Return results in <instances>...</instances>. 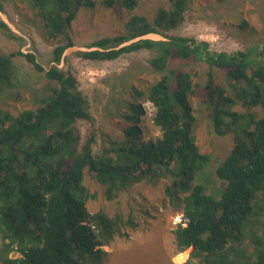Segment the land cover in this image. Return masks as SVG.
I'll return each instance as SVG.
<instances>
[{
	"label": "trees",
	"instance_id": "16d2710c",
	"mask_svg": "<svg viewBox=\"0 0 264 264\" xmlns=\"http://www.w3.org/2000/svg\"><path fill=\"white\" fill-rule=\"evenodd\" d=\"M28 1L55 45L58 65L75 45L73 26L82 10L109 11L123 22L121 29L91 46L104 51L77 56L114 61L157 50L149 64L160 77L145 88H128L119 99L118 131L102 133L96 153L91 104L74 71L45 68L32 52L0 49V96L17 88L18 56L43 77L34 108L14 114L0 106V264H121L103 247L148 232L152 219L162 225L178 215L183 221L165 230L170 249L158 247L148 264H174L171 259L188 249L184 264H264V50L214 53L207 42L167 36L185 22L189 0H168L153 15L135 13L140 0ZM0 28L23 40L3 20ZM148 33L169 41L110 50ZM172 59L206 63L205 79L195 82L190 71L171 67ZM215 70L226 75L227 87L217 82ZM195 98L209 111L212 131L233 137L216 169L224 183L219 195L197 182L211 156L197 141ZM147 190L159 192L161 206ZM102 199L105 205L90 211L89 204ZM134 252L126 264H144L134 261Z\"/></svg>",
	"mask_w": 264,
	"mask_h": 264
},
{
	"label": "rangeland",
	"instance_id": "374dc122",
	"mask_svg": "<svg viewBox=\"0 0 264 264\" xmlns=\"http://www.w3.org/2000/svg\"><path fill=\"white\" fill-rule=\"evenodd\" d=\"M1 4L3 8L0 9V13L3 18L18 32L13 33L23 40L12 39L0 28V49L6 52L21 50L24 54L32 52L45 68L58 65L54 62L53 56L55 45L46 38L43 23L37 18L29 1L2 0ZM167 5L168 0H140L135 13L153 15L159 7ZM185 17L181 27L167 32L166 35L207 42L210 44V51L214 53H235L253 47H257L259 51L264 50V0H189ZM122 25L123 22L109 11L84 9L73 26L75 46L91 48L93 43L100 39L115 36ZM77 53L68 55L58 66L74 71L81 91L90 101L91 113L95 119L94 128L98 131L94 151L99 153L103 145L102 133H116L119 122L122 121L123 108L121 109L119 99L122 101L127 97L128 88L132 85L145 88L159 79L160 75L149 64L157 55V50L125 54L114 61L85 60L77 56ZM15 66L17 88L3 91L0 96V106L14 114L36 106L37 90L43 82L42 75L34 70L25 57H16ZM170 66L190 71L195 82L204 80L208 70L206 63L194 59H172ZM215 76L218 83L228 86V80L222 71L215 70ZM193 102L198 119L197 141L202 150L211 156L209 167L198 175L200 177L197 178V182L206 184L209 192L219 195L224 183L217 178L216 169L229 154L233 146V137L216 135L211 129L210 114L205 105L198 98ZM88 129L89 126L84 124L85 135L89 134ZM88 183L92 189H98L93 181L88 180ZM146 192L161 206L159 192L156 190ZM104 205L102 199L98 203L89 204V209L95 212ZM182 221V215L167 217L162 225L158 219H152L148 232L132 233L129 241L120 238L115 243V248L103 249L113 254L115 263L126 264V259L131 257V251L140 248L132 254L134 261L151 263L158 247L166 249L171 247L172 240L166 235L165 230L175 228ZM191 251L188 249L173 257L172 262L184 264L189 260ZM10 257H18V254L12 253Z\"/></svg>",
	"mask_w": 264,
	"mask_h": 264
},
{
	"label": "water",
	"instance_id": "95a60500",
	"mask_svg": "<svg viewBox=\"0 0 264 264\" xmlns=\"http://www.w3.org/2000/svg\"><path fill=\"white\" fill-rule=\"evenodd\" d=\"M0 17L1 19L6 22L9 26V28L18 33L13 26H11L7 21L6 19L3 18L2 14L0 13ZM143 40H152V41H169V39L161 34H158V33H148V34H145V35H141V36H138V37H135L129 41H126L122 44H120L119 46L117 47H114L110 50H119L121 48H124L126 46H129L133 43H136V42H140V41H143ZM96 50H100V51H104L102 48H99V47H91V48H86V47H79V46H72V47H69L66 49L64 55H63V60L70 54L72 53H75V52H91V51H96ZM62 60V61H63ZM60 67V66H59Z\"/></svg>",
	"mask_w": 264,
	"mask_h": 264
}]
</instances>
